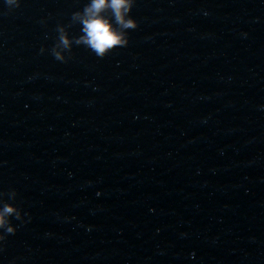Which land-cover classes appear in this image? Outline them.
<instances>
[{
  "label": "water",
  "instance_id": "1",
  "mask_svg": "<svg viewBox=\"0 0 264 264\" xmlns=\"http://www.w3.org/2000/svg\"><path fill=\"white\" fill-rule=\"evenodd\" d=\"M88 2L0 0V264H264V0Z\"/></svg>",
  "mask_w": 264,
  "mask_h": 264
},
{
  "label": "clouds",
  "instance_id": "2",
  "mask_svg": "<svg viewBox=\"0 0 264 264\" xmlns=\"http://www.w3.org/2000/svg\"><path fill=\"white\" fill-rule=\"evenodd\" d=\"M132 4L133 0H89L81 12L73 14L82 23L83 35L77 43H83L98 57H103L114 47L126 46L128 35L125 30L137 27V21L129 14ZM6 5L18 7L19 0H6ZM107 11H110V16L104 14ZM60 42L65 48L69 46V40L63 32ZM56 56L62 59L59 52ZM13 213L17 218L20 217V212L11 203L6 202L0 207V229H4L0 233V240L4 239L5 234L15 232V227L9 223Z\"/></svg>",
  "mask_w": 264,
  "mask_h": 264
}]
</instances>
